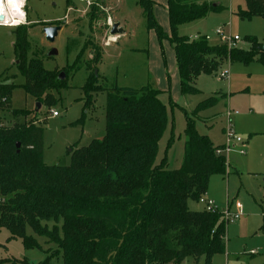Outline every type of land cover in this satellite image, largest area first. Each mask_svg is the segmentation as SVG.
I'll return each mask as SVG.
<instances>
[{
	"label": "trees",
	"instance_id": "1",
	"mask_svg": "<svg viewBox=\"0 0 264 264\" xmlns=\"http://www.w3.org/2000/svg\"><path fill=\"white\" fill-rule=\"evenodd\" d=\"M245 3L246 9L238 12L241 19H264V0ZM138 5L160 44L167 41L174 49L183 95L198 94L196 80L217 74L226 60L264 66V44L257 38H246L250 49L245 51L211 47L204 37L192 41L179 35L180 27L220 12L217 5L169 0L170 35L156 21L151 0H138ZM13 34L17 66L25 77L24 90L42 107H51L55 98L51 92L66 86L60 79L62 73L47 71L40 59H28L26 29ZM101 57L102 50L96 48L89 66L98 65ZM80 66L79 58L73 68ZM99 79L94 75L85 87L86 108L93 104V94L107 90L96 84ZM15 88L0 83V120L3 112L17 120L31 115L11 108ZM108 92L105 136L72 151L68 167L45 164L41 126L18 122L0 126V230L10 232L9 240H23L28 251L41 248L28 235V228L57 246L55 253L47 252L39 264H51L58 258L63 264H182L202 257L205 264H211L215 256L226 252L229 223L219 214L192 212L188 203L200 202L208 193L211 178L226 174V158L216 154L220 148L200 136L194 120L187 116L180 168L169 170L167 156L156 165L159 142L168 124L160 92L150 87H114ZM216 103V98H210L196 113ZM173 142L174 138L168 150Z\"/></svg>",
	"mask_w": 264,
	"mask_h": 264
},
{
	"label": "rangeland",
	"instance_id": "2",
	"mask_svg": "<svg viewBox=\"0 0 264 264\" xmlns=\"http://www.w3.org/2000/svg\"><path fill=\"white\" fill-rule=\"evenodd\" d=\"M88 1L90 6L81 0H25V20L13 26H0V83L16 86L11 98L12 109L31 113L17 120L3 112L0 126L11 127L17 122L41 126L45 164L68 167L72 151L105 136L110 89L150 87L159 91V99L167 108L168 124L159 142L156 165L167 156L169 170L180 168L187 116L194 120L198 134L208 137L216 148L231 147L222 155L228 164L226 174L211 178L204 200L213 201L220 211L230 206L240 219L229 223L226 252L215 256L211 264H264V66L257 62L246 66L226 60L217 74L197 80L198 94L183 95L176 64L163 46L164 42L160 44L155 32L148 29L136 6L137 0ZM196 1L212 3L221 10L181 27L180 36L200 35L192 41L209 36L211 47L227 46L216 35V31L222 29L226 36L241 39L239 49H250L247 37L257 38L264 44V19L249 21L238 15L240 10L246 9L245 0ZM112 20L125 25L128 33L120 36L119 44L115 45L107 44L111 40ZM50 27H61L54 43L48 42L44 33ZM19 28L26 29L29 35L28 59H40L47 71L65 74L66 86L51 92L55 97L51 107L41 105L37 111L38 103L23 88L25 77L18 69L14 51L13 33ZM96 48L102 50V57L100 63L91 68L89 61ZM54 50L57 53L51 56ZM79 58L81 66L74 70ZM224 72L228 73V79L220 78ZM94 75L100 77L96 84L107 90L93 94V104L86 108L85 87ZM210 98H216L217 103L196 113L197 107ZM229 111L235 114L232 124L243 144L227 141ZM52 112L59 116L53 117ZM172 138L174 142L168 150ZM243 151L245 154L241 153ZM188 207L192 212L206 211L202 201H190ZM27 233L37 240L40 249L28 251L23 240H9L10 232L0 230V264H11V261L39 264L47 258V252L54 254L57 250V246L35 236L29 228ZM51 264H63V260L54 259ZM182 264H205V259L190 258Z\"/></svg>",
	"mask_w": 264,
	"mask_h": 264
},
{
	"label": "built area",
	"instance_id": "3",
	"mask_svg": "<svg viewBox=\"0 0 264 264\" xmlns=\"http://www.w3.org/2000/svg\"><path fill=\"white\" fill-rule=\"evenodd\" d=\"M84 1L90 6V2L88 0H81ZM0 26H4L3 22H0ZM216 35L219 36L224 42H226L227 47L232 50V49H238V43L241 41V39L236 36V37H228L225 35L224 31L222 29H218L216 31ZM197 39V37H196ZM206 40H209V36L206 37ZM221 79H228V73L224 72L220 74ZM53 117H58L59 114L57 112H52ZM235 116L231 111L228 112L227 118H228V128L225 131V136L227 138V141L229 144H243V141L240 137H237L235 131H234V126L232 124V119ZM230 146H226L224 148H220L216 151V154L218 156H222L224 152H229L230 151ZM242 154H245V152H241ZM205 197H202L200 201L204 202L206 205V212L212 213V214H219L222 216V218L227 222V223H234L235 221L240 219V216L236 213H233L231 210V207L229 206L225 210L220 211L218 208H216L215 203L213 201H206L204 200ZM253 254H255L253 252Z\"/></svg>",
	"mask_w": 264,
	"mask_h": 264
},
{
	"label": "crops",
	"instance_id": "4",
	"mask_svg": "<svg viewBox=\"0 0 264 264\" xmlns=\"http://www.w3.org/2000/svg\"><path fill=\"white\" fill-rule=\"evenodd\" d=\"M154 4H155V8H154V16H155V19L156 21L158 22V24L162 27V29L164 30V32L167 34V35H170L171 33V27H170V20H169V10H168V1L169 0H151ZM136 6L139 8L140 12H141V15L143 16L145 22L146 19H145V16H144V13H143V10L140 8V6L138 5V0H137V4ZM138 14V13H137ZM198 22V21H197ZM195 23V22H194ZM116 24L113 20H112V25ZM193 24V23H191ZM191 24H188V25H191ZM119 25V28L123 29L124 30V34L122 35H117V36H112L111 35V40L109 41V45H115V44H119V41H120V36H127V29H126V26L125 25H122L121 23H118ZM6 26V25H4ZM184 26H187V25H184ZM182 26V27H184ZM181 28V27H180ZM179 28V29H180ZM153 31V30H152ZM155 32V31H153ZM156 34V33H155ZM157 36V35H156ZM200 35H197L195 37L191 36L189 37L191 40L193 38H196V37H199ZM207 36H205L204 38H206ZM158 40V38H157ZM159 41V40H158ZM208 42V40H207ZM163 46L164 47H167V53L168 55L170 56L173 64H176V67H177V61H176V55H175V51L173 49V47L170 45L169 42L167 41H164L163 43ZM170 52V53H169ZM90 59H91V56H90ZM178 71V70H177ZM202 76H205V75H202ZM201 77V76H200ZM199 77V78H200ZM198 78V79H199ZM197 79V80H198ZM197 80L195 82V87H196V83H197ZM37 105V104H36ZM235 117V116H234ZM224 148V147H223ZM208 194V193H207ZM206 194V196H207ZM3 230V229H1Z\"/></svg>",
	"mask_w": 264,
	"mask_h": 264
},
{
	"label": "bare ground",
	"instance_id": "5",
	"mask_svg": "<svg viewBox=\"0 0 264 264\" xmlns=\"http://www.w3.org/2000/svg\"><path fill=\"white\" fill-rule=\"evenodd\" d=\"M25 0H0V19L3 25L13 26L25 20Z\"/></svg>",
	"mask_w": 264,
	"mask_h": 264
},
{
	"label": "water",
	"instance_id": "6",
	"mask_svg": "<svg viewBox=\"0 0 264 264\" xmlns=\"http://www.w3.org/2000/svg\"><path fill=\"white\" fill-rule=\"evenodd\" d=\"M0 22H4L3 17H1ZM60 30H61V27H50V28L45 29L44 33H45L47 41L50 42V43H54L55 40H56V37L58 36V32ZM110 34L112 36L122 35V34H124V30L119 28L118 24H114L112 26V30H111ZM56 53L57 52L54 50V51H52V53L50 55L54 56V55H56ZM60 79L61 80H65V74H61ZM36 107H37L36 110L38 111L41 108V104H37ZM16 147H17V149L19 151L21 146H20V144H17Z\"/></svg>",
	"mask_w": 264,
	"mask_h": 264
}]
</instances>
